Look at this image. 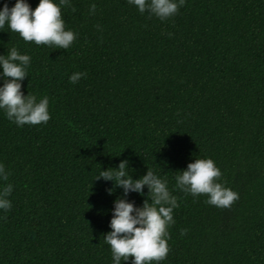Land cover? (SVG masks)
<instances>
[{"label":"trees","instance_id":"16d2710c","mask_svg":"<svg viewBox=\"0 0 264 264\" xmlns=\"http://www.w3.org/2000/svg\"><path fill=\"white\" fill-rule=\"evenodd\" d=\"M69 2L61 14L76 38L67 49L0 29V55L30 56L22 93L46 95L50 113L18 127L0 111L9 173L0 183L13 186L0 211V264H112V202L139 207L148 191L123 197L95 179L124 159L133 179L148 168L176 196L159 264H264V0H184L164 21L127 0ZM74 72L86 75L73 84ZM203 158L238 193L229 207L174 189L177 171Z\"/></svg>","mask_w":264,"mask_h":264},{"label":"clouds","instance_id":"9594fccd","mask_svg":"<svg viewBox=\"0 0 264 264\" xmlns=\"http://www.w3.org/2000/svg\"><path fill=\"white\" fill-rule=\"evenodd\" d=\"M141 14L147 12L164 21L175 15L184 0H127ZM69 0H38L33 9L27 0H15L13 6L7 3L0 6V29L7 25L11 32H16L25 42L36 45H51L59 49H67L76 34L71 29H65L61 9L69 7ZM95 4L89 6V11L95 10ZM30 56L21 54L15 47L7 54L0 55V111L16 126L38 125L47 123L50 119L48 97L39 99L35 95H24L21 82L27 76L26 69ZM86 73L74 72L69 76L71 83H76ZM127 159L120 160L116 167L101 170L95 179L111 182L114 187L122 190L123 197L130 192L145 195L142 189L148 191L142 205L137 207L125 198L113 200L111 218L104 241L110 247L112 264L129 261L131 264H159L170 249L168 246V229L175 223L173 210L178 208L176 196L170 192L167 180L147 168L145 174L133 179ZM174 189L190 194L206 195V203L216 207H229L239 198L238 193L225 187L221 181V170L211 158L194 159L186 168L177 171ZM9 173L0 164V182L8 180ZM13 191L10 183H0V211L7 212L11 208L9 196ZM109 195L113 189L106 190ZM186 230H181L184 235Z\"/></svg>","mask_w":264,"mask_h":264}]
</instances>
